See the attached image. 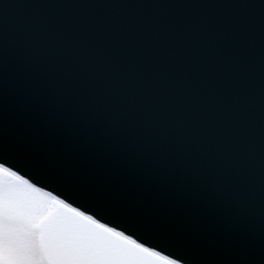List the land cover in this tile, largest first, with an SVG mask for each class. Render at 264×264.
<instances>
[{"label":"water","instance_id":"95a60500","mask_svg":"<svg viewBox=\"0 0 264 264\" xmlns=\"http://www.w3.org/2000/svg\"><path fill=\"white\" fill-rule=\"evenodd\" d=\"M0 161L178 264H264V0H0Z\"/></svg>","mask_w":264,"mask_h":264},{"label":"snow or ice","instance_id":"6c2138e0","mask_svg":"<svg viewBox=\"0 0 264 264\" xmlns=\"http://www.w3.org/2000/svg\"><path fill=\"white\" fill-rule=\"evenodd\" d=\"M0 264H178L0 161Z\"/></svg>","mask_w":264,"mask_h":264}]
</instances>
